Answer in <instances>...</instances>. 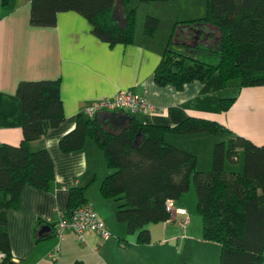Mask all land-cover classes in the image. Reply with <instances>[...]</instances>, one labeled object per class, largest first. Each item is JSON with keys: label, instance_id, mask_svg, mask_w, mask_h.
Segmentation results:
<instances>
[{"label": "trees", "instance_id": "trees-1", "mask_svg": "<svg viewBox=\"0 0 264 264\" xmlns=\"http://www.w3.org/2000/svg\"><path fill=\"white\" fill-rule=\"evenodd\" d=\"M132 1L29 0V24L52 28L58 14L73 12L85 19L90 34L109 48L130 46L136 25ZM9 2L2 0V5ZM115 6L120 9L121 26L117 23L119 13L114 16ZM188 24L213 27L216 41L210 47L200 44L193 48L206 58L190 56L185 51L187 44L175 40L174 27L153 72L157 87L172 86L180 91L187 84L207 83L213 77L219 79L222 89L233 83L238 89L264 86V0H205L204 17ZM158 26L157 18L147 16L143 34L152 37ZM60 86L57 78L24 80L15 88L14 95L21 104L22 137L17 145L0 144L1 264H15L7 235V212L19 209L25 187L49 192L55 181L48 150H35L32 144L42 141L65 120ZM235 102L236 98L220 99V110L227 113ZM82 112L72 130L58 141L59 150L63 154L77 153L87 140L94 142L111 171L101 181L99 195L116 204L115 220L125 224L127 235H135L138 245L150 244L148 226L167 221L166 202L178 200L192 185L201 218V240L219 245L218 264L264 263V145L257 146L242 136L216 142L211 168L199 171L197 156L168 143L166 138L201 133L216 137L224 130L219 122L189 117L173 126H161L142 123L137 114L126 113L129 118L125 125L112 127L107 119L99 118L107 113L86 117ZM239 156L241 172L225 171L226 164ZM92 182L66 189L63 215L88 205L86 191ZM49 237L40 236L35 241Z\"/></svg>", "mask_w": 264, "mask_h": 264}, {"label": "crops", "instance_id": "crops-1", "mask_svg": "<svg viewBox=\"0 0 264 264\" xmlns=\"http://www.w3.org/2000/svg\"><path fill=\"white\" fill-rule=\"evenodd\" d=\"M133 8L137 13V8ZM155 35L146 37L143 27L139 26L132 45L109 48L90 34L89 24L76 13L58 14L52 28L33 27L29 24V0H10L7 6L0 0V144L17 145L22 137L21 104L14 95L20 81L59 78L65 114L59 127L50 130L42 141L32 144L35 150L46 148L53 160L52 189L42 192L25 187L19 209L7 212V235L15 264H74L75 261L83 264H218L220 247L201 240L196 208H190L188 202L184 200L186 206L183 207L174 201V209H185L188 214L184 227L180 215L151 224L148 226L150 244L138 245L135 235H127L125 224L115 220L116 204L99 195V185L110 171L94 142L87 140L83 150L77 153L63 154L59 150L58 141L72 130L76 117L85 107L94 101L112 98L119 91L144 97L157 109L153 115H135L142 123L173 126L189 117L205 118L224 127L216 136H221V142L242 136L257 146L264 145V86L238 89L233 83L222 89L219 79L213 77L207 83L187 84L180 91L172 86L157 87L153 72L169 37L159 40L154 47ZM227 90H232L234 97L223 96ZM223 98H236L227 113L220 110L219 101ZM107 122L112 127H123L126 123L119 125L109 118ZM186 136L207 138L206 162L200 168L198 160L197 170H209L212 146L216 142L206 135ZM176 137L185 136L169 135L166 140L195 154L175 144ZM235 163V167L228 169L241 172L242 158H236ZM91 181L86 191L87 204L105 223L111 237L101 241L87 231L83 241L70 232L59 239L54 225L65 211L66 189L85 187ZM38 221L41 222L36 226ZM45 226H50L49 230L39 235ZM44 235L50 237L36 243L35 238ZM51 254L56 256L54 261L49 257Z\"/></svg>", "mask_w": 264, "mask_h": 264}, {"label": "rangeland", "instance_id": "rangeland-1", "mask_svg": "<svg viewBox=\"0 0 264 264\" xmlns=\"http://www.w3.org/2000/svg\"><path fill=\"white\" fill-rule=\"evenodd\" d=\"M130 7H136V25L135 30L139 26L144 27L145 18L147 16H151L157 18L159 21V26L156 31V35L153 38V46L156 47L157 43L161 39H166L173 33L174 29V37L175 40L178 42H183L188 46L185 51L190 54V56H199L200 58H206V56H202L203 54L196 51L195 48L197 45H204L206 47H210L214 45L215 39V29L207 24H188L189 21H193L199 18L204 17L205 15V0H151V2L145 3L141 2L140 0H134L131 2ZM119 13L118 18L119 20L117 23L121 26L122 17L120 13V9L115 6V13L114 16ZM172 32V33H171ZM150 42V41H149ZM151 43V42H150ZM152 44V43H151ZM192 47V48H191ZM197 52V53H196ZM225 97H234V93L232 90H227L224 95ZM139 118V116H137ZM199 135H206L205 137H211L215 142L221 141V136L219 137H212L209 134H199ZM178 146H183V148H187L198 156L199 160V167L202 168L204 163L206 162L207 154L205 146L209 144V141L204 138V136H196L192 138L191 136H185L182 138H177ZM92 141V140H88ZM235 167V162H229L226 164L227 171L229 167ZM111 172V171H110ZM95 188V187H94ZM188 202L190 208H196V195L193 186H190V189L183 194L176 203L178 205H182L185 207V201ZM182 209V208H177ZM184 214H176L180 215L183 218H187L188 214L186 213L185 209ZM195 215H197L195 213ZM200 223L199 231H202L201 226V218L198 215L197 218ZM183 220V219H182ZM168 221V220H167ZM211 243V242H210Z\"/></svg>", "mask_w": 264, "mask_h": 264}, {"label": "built area", "instance_id": "built-area-1", "mask_svg": "<svg viewBox=\"0 0 264 264\" xmlns=\"http://www.w3.org/2000/svg\"><path fill=\"white\" fill-rule=\"evenodd\" d=\"M112 112L153 115L157 113V109L144 97L129 91H119L112 98L92 102L85 107L82 113L86 117H93L99 113L110 114ZM165 211L169 215L168 220H171L176 214H184V210L174 209L172 200L166 202ZM187 223L188 218H183L181 225L184 227ZM54 229L59 239L65 233L70 232L79 241H83V234L87 231L93 232L101 241H106L110 237V232L90 205L74 209L67 216L60 214ZM49 257L55 260V255L51 254ZM0 259H3L2 254H0Z\"/></svg>", "mask_w": 264, "mask_h": 264}, {"label": "water", "instance_id": "water-1", "mask_svg": "<svg viewBox=\"0 0 264 264\" xmlns=\"http://www.w3.org/2000/svg\"><path fill=\"white\" fill-rule=\"evenodd\" d=\"M99 118L101 120L103 119H111L112 121H114L115 123L119 124V125H122L124 122L128 121V116L123 114V113H119V112H115V113H112L110 116H107L106 115H100ZM49 230V227L45 226V227H42L41 228V231L39 233V235H41L43 232Z\"/></svg>", "mask_w": 264, "mask_h": 264}, {"label": "flooded vegetation", "instance_id": "flooded-vegetation-1", "mask_svg": "<svg viewBox=\"0 0 264 264\" xmlns=\"http://www.w3.org/2000/svg\"><path fill=\"white\" fill-rule=\"evenodd\" d=\"M119 113H121V112H119ZM124 114H126V113H124Z\"/></svg>", "mask_w": 264, "mask_h": 264}]
</instances>
